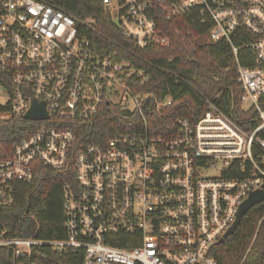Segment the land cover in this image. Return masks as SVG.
Listing matches in <instances>:
<instances>
[{
	"label": "built area",
	"instance_id": "built-area-1",
	"mask_svg": "<svg viewBox=\"0 0 264 264\" xmlns=\"http://www.w3.org/2000/svg\"><path fill=\"white\" fill-rule=\"evenodd\" d=\"M118 30L135 47H165L162 19L196 11L209 39L232 42L242 106L250 129L209 101L196 121L176 120L171 137L154 134L146 114L145 67L116 62L92 48L93 20L53 0H0V120L27 119L30 130L0 159V195L31 182L40 162L74 168L63 186L66 236L7 237L16 264H219L213 250L254 190L264 189V0H103ZM238 37V38H239ZM249 47L255 67L240 63ZM47 117L30 120L33 101ZM154 108L172 104L154 97ZM248 102L246 107L244 104ZM106 106L143 119L142 127L84 142ZM214 172V173H213ZM264 229V213L240 264ZM115 243H126L118 246ZM264 264V244L262 250ZM67 260V261H66Z\"/></svg>",
	"mask_w": 264,
	"mask_h": 264
},
{
	"label": "trees",
	"instance_id": "trees-1",
	"mask_svg": "<svg viewBox=\"0 0 264 264\" xmlns=\"http://www.w3.org/2000/svg\"><path fill=\"white\" fill-rule=\"evenodd\" d=\"M65 12L93 20L88 29L92 48L101 55H109L116 62L131 61L145 67L148 81L138 83L136 92H147L146 114L154 134L171 137L176 132V120L186 117L196 121L208 109L209 101L247 129L246 119L253 112L242 106L243 87L238 81L237 58L232 43L241 45L240 33L232 42L227 39L211 41L210 24H203L196 11L168 20L162 27L171 38L168 46L135 47L114 24L103 0H53ZM239 37V38H238ZM240 63L255 67L254 55L249 47L238 54ZM171 96L172 104L160 110L154 108V97ZM31 122L12 117L0 120V159L11 154L12 143L25 135ZM143 119L117 106H106L96 121L85 131L84 142H104L108 135L127 132L142 127ZM75 181L74 168L56 169L40 162L35 165L31 182L16 181L9 195H0V230L7 237H32L43 239L66 236L63 208L66 183ZM264 201L253 206L225 242L216 244L213 253L219 264H240L253 241ZM118 246H128L115 243ZM264 229L248 254L245 264H262ZM67 261V260H66ZM0 264H16L12 250L0 246Z\"/></svg>",
	"mask_w": 264,
	"mask_h": 264
},
{
	"label": "water",
	"instance_id": "water-1",
	"mask_svg": "<svg viewBox=\"0 0 264 264\" xmlns=\"http://www.w3.org/2000/svg\"><path fill=\"white\" fill-rule=\"evenodd\" d=\"M47 117V112L45 108L44 102H38L37 100L33 101L32 108L26 113V118L30 120L35 119H43ZM264 201V189L260 190H254L252 191L249 196L245 199L243 204L241 205L237 217L235 219V222L233 225L228 228V231L224 234L223 237L219 240V244L225 242L227 237L234 233V231L237 229L239 224L242 221V218L245 216V214L255 205L262 203Z\"/></svg>",
	"mask_w": 264,
	"mask_h": 264
},
{
	"label": "rangeland",
	"instance_id": "rangeland-1",
	"mask_svg": "<svg viewBox=\"0 0 264 264\" xmlns=\"http://www.w3.org/2000/svg\"><path fill=\"white\" fill-rule=\"evenodd\" d=\"M244 105L247 107V106H248V102H246ZM213 173H214V172H213Z\"/></svg>",
	"mask_w": 264,
	"mask_h": 264
}]
</instances>
